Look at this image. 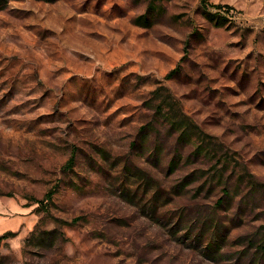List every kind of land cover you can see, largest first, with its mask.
I'll use <instances>...</instances> for the list:
<instances>
[{
    "label": "rangeland",
    "instance_id": "1",
    "mask_svg": "<svg viewBox=\"0 0 264 264\" xmlns=\"http://www.w3.org/2000/svg\"><path fill=\"white\" fill-rule=\"evenodd\" d=\"M7 231L0 264H264V0H0Z\"/></svg>",
    "mask_w": 264,
    "mask_h": 264
},
{
    "label": "trees",
    "instance_id": "2",
    "mask_svg": "<svg viewBox=\"0 0 264 264\" xmlns=\"http://www.w3.org/2000/svg\"><path fill=\"white\" fill-rule=\"evenodd\" d=\"M222 5L221 4H214V7L216 8H220ZM229 7V6H228ZM175 71V70H173ZM172 73V72H171ZM73 161H74V156H70L69 159L67 160L66 162V167L70 168L73 164ZM56 187L57 186H54L53 188H50L49 190H47L43 196V198H39V199H35V201L39 204V205H42L44 207H47L49 205V203L52 201L53 199V195L56 191ZM15 232L13 231H7L3 234L0 235V239H4L8 236H12L14 235Z\"/></svg>",
    "mask_w": 264,
    "mask_h": 264
}]
</instances>
